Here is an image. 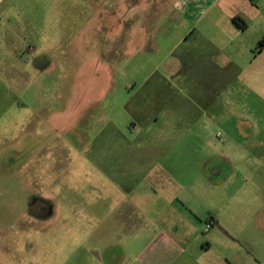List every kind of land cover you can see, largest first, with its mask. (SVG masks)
<instances>
[{
  "label": "rangeland",
  "instance_id": "1",
  "mask_svg": "<svg viewBox=\"0 0 264 264\" xmlns=\"http://www.w3.org/2000/svg\"><path fill=\"white\" fill-rule=\"evenodd\" d=\"M96 6V0L0 1V264H126L124 235L118 251L109 249L118 242L113 197L173 194L152 191L150 167L169 176L167 189L178 197H199L218 212L215 229L224 228L235 246L228 255L236 252L240 264L264 258V212L257 211L264 210V169L248 167L252 129L238 136L233 117L264 118V49L243 53L227 89L212 85L207 118L167 138L132 119L142 99L134 87L160 68L168 77L167 65L185 59L187 43L178 45L184 28L148 17L151 38L142 49L130 43L120 15L100 17ZM262 13L263 26L255 27L264 30ZM217 132L224 139L232 134L225 143L242 152L231 153L228 184L227 173L214 175L209 165L220 162ZM259 174L261 184L253 186ZM110 251L118 252L115 262Z\"/></svg>",
  "mask_w": 264,
  "mask_h": 264
},
{
  "label": "crops",
  "instance_id": "2",
  "mask_svg": "<svg viewBox=\"0 0 264 264\" xmlns=\"http://www.w3.org/2000/svg\"><path fill=\"white\" fill-rule=\"evenodd\" d=\"M96 5L100 17L102 11L109 15V19L120 15L130 43L140 42L142 49L151 38L148 17L160 21L158 25L180 26V31L184 28L178 45L187 43L185 47L189 50L185 59L181 60L179 56L174 63L167 65L165 73L169 74L168 77L159 72L160 68L152 71L145 83L134 87L135 96L142 99L135 102L132 119L151 125L167 138H175L181 129L210 115L214 104L212 85L227 86L230 83L228 75L238 74V66L243 61L239 58L244 56L243 53H254L264 35L263 29L255 27L263 26L260 19L264 0H96ZM149 7L152 12L146 15L147 11H144ZM236 17L239 18L238 23L233 20ZM247 40L248 44L244 45ZM152 48H155V43ZM230 51H233V56ZM223 114L221 112L222 121H230V115ZM233 117L238 123V136H247L244 130L252 129L253 147L248 149V154L252 153L246 160L251 159L248 167L258 166L253 172L256 173L264 169V118L258 115ZM232 137V134L227 135V139ZM216 138L224 144L220 162L217 165L213 161L209 165H213L214 175L227 173L224 183L228 184L233 182L232 174L228 173L232 165L231 153L239 155L242 152L230 150L223 133L221 137L216 134ZM156 141L157 144L161 142ZM151 168L147 176L156 183L152 191L157 194L163 191L161 196L165 191L173 194L169 197H113L117 225L112 233L116 234L119 243L114 241L112 244L116 245H110L109 249L118 251L121 243L118 239L124 235V252L129 260L126 264H240L236 252L232 256L225 252L226 248L235 246L227 243L224 228L215 229L221 222L218 212L199 197H178L173 190L167 189L173 186L169 176ZM248 180L250 177L247 176L243 181ZM259 184L260 174L255 175L253 186ZM117 185L121 186L120 183ZM129 195H133L132 191ZM258 199L253 197V200ZM197 203L202 209L196 207ZM226 203L229 204V199ZM257 208V211L264 212L261 206ZM211 221V228L206 230ZM226 222L231 225L233 219ZM236 243L239 242L236 240ZM239 247L241 250L245 248L242 243ZM117 256L118 252L110 251L113 262L119 258ZM247 264H264V258L253 255Z\"/></svg>",
  "mask_w": 264,
  "mask_h": 264
},
{
  "label": "trees",
  "instance_id": "3",
  "mask_svg": "<svg viewBox=\"0 0 264 264\" xmlns=\"http://www.w3.org/2000/svg\"><path fill=\"white\" fill-rule=\"evenodd\" d=\"M233 20H234V22L238 23L239 18L236 17V18H234ZM257 49H259V50H263V49H264V36H263V38L259 41L258 46H257Z\"/></svg>",
  "mask_w": 264,
  "mask_h": 264
},
{
  "label": "built area",
  "instance_id": "4",
  "mask_svg": "<svg viewBox=\"0 0 264 264\" xmlns=\"http://www.w3.org/2000/svg\"><path fill=\"white\" fill-rule=\"evenodd\" d=\"M218 137H220V133H218ZM212 224H213V222H212V221H211V222H209V223L207 224V226H206V230L210 229V228H211V226H212Z\"/></svg>",
  "mask_w": 264,
  "mask_h": 264
},
{
  "label": "flooded vegetation",
  "instance_id": "5",
  "mask_svg": "<svg viewBox=\"0 0 264 264\" xmlns=\"http://www.w3.org/2000/svg\"><path fill=\"white\" fill-rule=\"evenodd\" d=\"M31 50H33V48H31ZM34 51H35V49H34ZM46 66H44V65H39V68L40 69H43V68H45ZM218 133H220V137H221V132H218ZM218 133H217V136H218ZM44 206H46V203H44Z\"/></svg>",
  "mask_w": 264,
  "mask_h": 264
}]
</instances>
